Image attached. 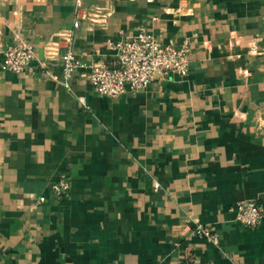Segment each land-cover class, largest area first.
Masks as SVG:
<instances>
[{
	"label": "crops",
	"instance_id": "0c3cea01",
	"mask_svg": "<svg viewBox=\"0 0 264 264\" xmlns=\"http://www.w3.org/2000/svg\"><path fill=\"white\" fill-rule=\"evenodd\" d=\"M141 28L190 39L187 76L97 94L88 66ZM12 42L35 50L20 74L1 69ZM69 45L84 67L68 88ZM242 201L264 210V0H0V264H264Z\"/></svg>",
	"mask_w": 264,
	"mask_h": 264
},
{
	"label": "built area",
	"instance_id": "2783aa9c",
	"mask_svg": "<svg viewBox=\"0 0 264 264\" xmlns=\"http://www.w3.org/2000/svg\"><path fill=\"white\" fill-rule=\"evenodd\" d=\"M65 1H73L78 10L83 8V0ZM80 25V15H77L74 28H79ZM112 46L117 52L116 61L109 66L92 64L88 66L89 71L85 74L93 90L102 96L116 98L127 93L138 94L153 82L165 81L171 76L183 78L190 69V39H185L180 45L174 42L163 44L145 28H141L135 36L126 37ZM35 56L32 46L12 42L4 51L1 69L15 74L23 73ZM60 58L63 83L69 88L76 71L84 65L78 60L70 45ZM81 102L88 107L85 98H81ZM154 186L158 189L160 184L156 182ZM50 188L57 200L66 198L71 190L68 174L62 172L56 180L50 182ZM45 201L43 196L38 199L39 203ZM235 212L237 221L245 228H258L264 219V210L257 201L239 202ZM192 235L205 238L215 244L219 243L218 236L203 224H197L192 230ZM181 264L195 263L190 257H185Z\"/></svg>",
	"mask_w": 264,
	"mask_h": 264
}]
</instances>
